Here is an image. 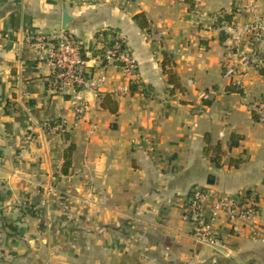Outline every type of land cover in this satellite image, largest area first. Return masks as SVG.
<instances>
[{
	"label": "crops",
	"instance_id": "obj_1",
	"mask_svg": "<svg viewBox=\"0 0 264 264\" xmlns=\"http://www.w3.org/2000/svg\"><path fill=\"white\" fill-rule=\"evenodd\" d=\"M252 1L264 18V0H0V264H264L263 219L220 215L221 243L210 246L187 209L201 187L206 212L243 193L264 210V34L244 33ZM226 15L232 22L218 23ZM60 30L105 87L48 88L54 69L38 52ZM114 36L137 60L134 83L97 59ZM165 53L183 90L172 92ZM108 94L117 113L102 106Z\"/></svg>",
	"mask_w": 264,
	"mask_h": 264
},
{
	"label": "built area",
	"instance_id": "obj_2",
	"mask_svg": "<svg viewBox=\"0 0 264 264\" xmlns=\"http://www.w3.org/2000/svg\"><path fill=\"white\" fill-rule=\"evenodd\" d=\"M253 19L244 33L253 40H259L264 34L263 15L258 2L252 1L248 4ZM101 41L102 48H105L103 56L97 59L107 61L120 69L122 76L131 84L139 76L137 60L131 53L127 42L119 37H111L108 41ZM111 41L112 44H108ZM42 44V43H41ZM83 46L72 35L65 30H60L53 35L50 41L42 45L39 58L45 59L54 69L52 77L47 81L48 88L55 94H64L70 90L80 92L84 89L100 90L105 87V76H97L88 66L86 58L83 56ZM248 60H246L247 64ZM106 67V66H104ZM239 67L230 64L227 67L226 75H236ZM128 88V87H127ZM126 88V89H127ZM74 110L82 114V103H77ZM264 119V117H263ZM44 128L50 133H59L64 130V125L59 122H45ZM209 197L206 189L196 187L191 190L188 196V217L195 225V237L201 242L210 246L221 243V235L217 228V219L220 215H225L230 223L236 220L263 219L264 210L260 199L254 194L243 193L239 195L223 194L211 205L209 212H206L204 205Z\"/></svg>",
	"mask_w": 264,
	"mask_h": 264
},
{
	"label": "trees",
	"instance_id": "obj_3",
	"mask_svg": "<svg viewBox=\"0 0 264 264\" xmlns=\"http://www.w3.org/2000/svg\"><path fill=\"white\" fill-rule=\"evenodd\" d=\"M136 18V21L138 23V25L143 28V29H147L149 27V21L148 19L146 18V15L144 13H140V14H137L135 16ZM224 21H227V22H232V15H226L223 18H220L218 20V23H223ZM105 41H108V39H105ZM104 41V42H105ZM108 44H112L111 41L108 42ZM107 47V45H105V47L99 49L97 51V56L101 57L103 56L104 54V51H105V48ZM83 56L86 58V53L83 52ZM164 62H163V67H164V71L167 75V81L169 82L170 85L173 86V90L172 92H175L176 90H183V87H182V84H181V81H179L178 79V76L173 68V61H172V58L169 56L168 53H165L164 54ZM103 63L102 65L103 66H106L107 64V61L105 60H102ZM229 91H237L239 93H242L243 94V89L242 88H237V86H230L228 88ZM113 103V104H109V103ZM102 106L103 108L105 109H110L112 112L114 113H117L118 112V109H117V104L115 103V101H112L111 99V96L108 94L104 97L103 99V103H102ZM255 117L258 119V115H255ZM240 140V137L239 136H236L234 135L233 136V140L231 141V144H230V148L232 146H236L238 145V142ZM207 141H208V145H207V148L205 150L206 154L212 159V161H214L218 166L221 165V161H222V153L223 151H221L220 149V146L219 145H212L211 144V141L209 138H207ZM74 150V146L72 145L70 148H69V155L67 153V163H66V166L67 167H70L71 163H72V159H71V154ZM235 164H238L240 161H233ZM64 171H67V168L64 170Z\"/></svg>",
	"mask_w": 264,
	"mask_h": 264
},
{
	"label": "water",
	"instance_id": "obj_4",
	"mask_svg": "<svg viewBox=\"0 0 264 264\" xmlns=\"http://www.w3.org/2000/svg\"><path fill=\"white\" fill-rule=\"evenodd\" d=\"M69 22V17L66 12H64V28L66 27L67 23Z\"/></svg>",
	"mask_w": 264,
	"mask_h": 264
}]
</instances>
